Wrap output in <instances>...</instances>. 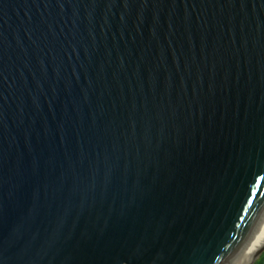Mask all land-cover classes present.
Returning a JSON list of instances; mask_svg holds the SVG:
<instances>
[{
	"label": "water",
	"instance_id": "water-1",
	"mask_svg": "<svg viewBox=\"0 0 264 264\" xmlns=\"http://www.w3.org/2000/svg\"><path fill=\"white\" fill-rule=\"evenodd\" d=\"M263 217L264 0H0V264H236Z\"/></svg>",
	"mask_w": 264,
	"mask_h": 264
},
{
	"label": "bare ground",
	"instance_id": "bare-ground-1",
	"mask_svg": "<svg viewBox=\"0 0 264 264\" xmlns=\"http://www.w3.org/2000/svg\"><path fill=\"white\" fill-rule=\"evenodd\" d=\"M263 223V224H262ZM262 226L260 227V225ZM260 227V228H259ZM253 239V240H252ZM252 241V242H251ZM250 244V245H249ZM236 264H247L264 245V217Z\"/></svg>",
	"mask_w": 264,
	"mask_h": 264
},
{
	"label": "rangeland",
	"instance_id": "rangeland-1",
	"mask_svg": "<svg viewBox=\"0 0 264 264\" xmlns=\"http://www.w3.org/2000/svg\"><path fill=\"white\" fill-rule=\"evenodd\" d=\"M263 224V223H262ZM262 224L260 225V227L262 226ZM259 227V228H260ZM253 240V239H252ZM252 242V241H251ZM250 245V244H249ZM248 249V248H247ZM263 256V257H262ZM262 257V258H261ZM258 263L257 264H264V252L262 255H260L259 259H257ZM256 261V262H257ZM249 263V262H248ZM255 264V263H254Z\"/></svg>",
	"mask_w": 264,
	"mask_h": 264
},
{
	"label": "trees",
	"instance_id": "trees-1",
	"mask_svg": "<svg viewBox=\"0 0 264 264\" xmlns=\"http://www.w3.org/2000/svg\"><path fill=\"white\" fill-rule=\"evenodd\" d=\"M262 257H263V256H262ZM262 257H261V258H262ZM258 259H259V258H258ZM257 263H258V261H257V262H255V264H257Z\"/></svg>",
	"mask_w": 264,
	"mask_h": 264
}]
</instances>
